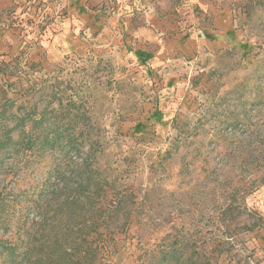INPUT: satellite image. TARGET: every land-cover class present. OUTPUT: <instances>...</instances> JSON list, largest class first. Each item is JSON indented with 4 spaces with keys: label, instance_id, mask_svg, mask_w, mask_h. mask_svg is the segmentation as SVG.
<instances>
[{
    "label": "rangeland",
    "instance_id": "rangeland-1",
    "mask_svg": "<svg viewBox=\"0 0 264 264\" xmlns=\"http://www.w3.org/2000/svg\"><path fill=\"white\" fill-rule=\"evenodd\" d=\"M6 84L8 97L57 85L83 101L80 131L101 144L96 168L134 214L128 235L120 215L121 249L97 264H156L160 242L188 250L177 264H197L203 251L212 262L224 252L217 264H264V187L244 212L224 214L229 165L217 163L235 120L251 124L238 152L264 144V0H0ZM177 138L180 152L162 163ZM10 164L0 165V189L31 205L50 162L15 178Z\"/></svg>",
    "mask_w": 264,
    "mask_h": 264
},
{
    "label": "trees",
    "instance_id": "trees-1",
    "mask_svg": "<svg viewBox=\"0 0 264 264\" xmlns=\"http://www.w3.org/2000/svg\"><path fill=\"white\" fill-rule=\"evenodd\" d=\"M10 86L0 89V165L14 163L7 174L13 178L20 176L17 170L32 164L50 165L38 190L31 193V205L24 193L0 189V264H97L121 249L114 231L120 215L124 220L120 232L130 231L134 219L127 209L130 197L96 168L100 153L96 148L101 144L80 131L89 120L81 99L57 85L42 90L27 86L13 98L6 96ZM250 125L235 120L228 125L234 140L227 142L225 136L226 144L219 146L225 151L217 163L229 165L230 175L222 177L228 196L224 214L244 212L247 198L264 187V144L257 155L238 152L242 144L238 132ZM182 141L176 139L175 150L167 152L162 163L180 152ZM201 164L206 171V156ZM160 243L156 264H177L188 251L165 252ZM223 255L219 252L212 262L203 251L197 264H217Z\"/></svg>",
    "mask_w": 264,
    "mask_h": 264
}]
</instances>
